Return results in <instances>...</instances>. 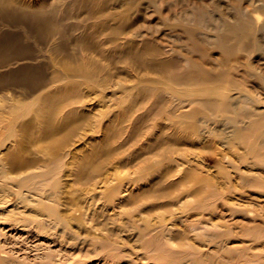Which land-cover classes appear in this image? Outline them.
<instances>
[{"label":"rangeland","instance_id":"obj_1","mask_svg":"<svg viewBox=\"0 0 264 264\" xmlns=\"http://www.w3.org/2000/svg\"><path fill=\"white\" fill-rule=\"evenodd\" d=\"M7 1L0 264H264V0Z\"/></svg>","mask_w":264,"mask_h":264},{"label":"bare ground","instance_id":"obj_2","mask_svg":"<svg viewBox=\"0 0 264 264\" xmlns=\"http://www.w3.org/2000/svg\"><path fill=\"white\" fill-rule=\"evenodd\" d=\"M192 9H194L193 11L195 12V11H200L199 10V8H196V7H194V8H192ZM105 9H103L102 10V12L104 11ZM4 12V13H6L7 15H9L11 18H13V19H28L29 17L31 18V19H35V12H31V11H28V12H25L24 14H22L21 12H18V10H16V8L15 7H13L12 6V4L9 2V1H7V0H0V12ZM96 14H94V11L92 10V12H91V14H90V16H95ZM203 15H204V13H202V14H198V13H192V18L194 17H196V19H199V21L200 20H202V17H203ZM110 17H113V15L111 16L110 15ZM30 25V24H29ZM224 26V28H223V31L221 32V33H219L218 34V39H220V40H222V41H220L221 43L222 42H227L228 43V41H231V40H233L232 42H235V40L234 39H238V37L236 36L237 34H232V32H231V30H230V28L228 27V25H223ZM51 27H52V24L51 23H47V22H45V21H43V22H37L36 23V28H38V29H40V30H49V29H51ZM29 28H31L30 26H29ZM113 28H120V27H114V26H105L104 27V29L105 30H109V29H113ZM110 30V31H111ZM117 31V30H116ZM113 32H115V31H112V33ZM216 42H218V41H216ZM220 45V44H219ZM133 55H137L136 53H134ZM148 66L149 67H151V68H154V69H156V70H162V69H167V68H170L171 67V65H170V63H168V62H165V61H163V60H157V61H153V62H151V64L149 65L148 64ZM199 78V76H196L195 74H193V73H191L190 74V76H188L187 78L186 77H183V81L185 82V81H187V79L188 80H192V81H195L196 79H198ZM180 78H178V80H179ZM207 80H209V79H205L204 78V81H207ZM27 81V83H29L28 82V80H26ZM188 82V81H187ZM227 84H228V86H231V84L229 83V82H226ZM29 86H31V84L29 83ZM28 86V87H29ZM120 86H122V87H125V85H123V84H120ZM223 88V87H222ZM224 89H225V87H224ZM58 108V106H57V104L56 103H54V102H51L50 103V105L49 106H46V108L44 109V113H46V116L49 118V119H51L52 120V116H53V114H54V112H55V110ZM62 125L63 124H59L58 126H56V129H59V128H61L62 127ZM238 134V135H237ZM241 134V132L240 131H234L233 132V134H230V135H232V138H235L236 139V137L238 136V138L239 139H241V138H243V136L242 135H240ZM229 136V135H228ZM252 147V149L253 150H255L254 149V147L253 146H251ZM180 166H181V164H180ZM178 170V169H177ZM35 175L34 174H32V175H30L29 177L30 178H32V177H34ZM118 181V179L116 178V177H105L104 179H103V181L101 182L102 184H104L105 186L107 185V184H109L110 185V183L112 182V181ZM134 179H131L130 180V177H128V178H124V179H121L120 180V182L118 183V184H115L113 187H111V188H106V189H108V190H106V191H110V192H117V193H121V190H120V188H122L124 185V183H126V184H131V183H133L134 181H133ZM113 185V184H112ZM110 187V186H109ZM125 187V186H124ZM10 190H11V188H6V192H2V193H0V207L1 206H4L5 204H7L8 202H9V196H10ZM126 191V190H125ZM92 194L93 193V190L91 189V190H85L83 193H82V196H85V198L89 195V194ZM90 194V195H91ZM124 195V194H123ZM70 203H72V205H71V209H72V211L75 213V211H80V213H81V215H82V211H81V208H82V206H81V204L80 203H82V200L81 199H76V201H74L73 200V202L71 201ZM51 209H53V208H51ZM14 208H12V209H9V210H7L6 212H2V213H0V221H2L3 220V218L4 217H2V216H6V217H8V216H10L11 214H14ZM78 213V212H77ZM79 213V214H80ZM80 216V215H79ZM79 216H73V219H77V221H80L81 219H82V217H79ZM41 223V222H40ZM172 227V226H171ZM170 227H168V229H169ZM172 229V228H171ZM1 230H3V229H1ZM167 231V233L169 232H171L170 230L168 231V230H166Z\"/></svg>","mask_w":264,"mask_h":264}]
</instances>
